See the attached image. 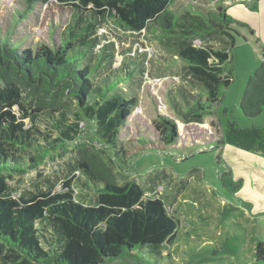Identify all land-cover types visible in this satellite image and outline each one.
I'll return each instance as SVG.
<instances>
[{"label":"trees","instance_id":"obj_1","mask_svg":"<svg viewBox=\"0 0 264 264\" xmlns=\"http://www.w3.org/2000/svg\"><path fill=\"white\" fill-rule=\"evenodd\" d=\"M24 1L31 8L38 1L50 0ZM55 1L79 11L92 10L95 17H76L56 45L19 48L0 36V264H105L107 258L123 251L144 248L161 255L175 240L179 218L169 213L161 198L145 196L136 181L117 183L104 161L79 162L95 192L94 205L85 204L71 190L39 191L13 198L8 177L23 173L29 168L27 163L39 164L73 141L78 122L83 120L95 124L116 161L125 163L126 149L118 143L117 133L135 99L115 92L113 81L120 80L121 73L136 72L138 67L123 64L112 67L97 81L93 78L105 63L110 68L114 57L106 43L97 53L92 51L99 44L97 17L103 21L115 17L134 32L153 25L162 35L180 39L176 53L186 63L193 78L191 85L198 92L184 98L182 105L171 102L172 110L185 124L201 123L212 114L220 87L231 81L222 64L230 59L228 50L241 33L224 15L220 16L221 24L209 17L190 15L185 19L187 26L179 28L183 23L169 8L173 0ZM211 34L228 38L229 43L214 48L191 42L196 35ZM238 106L248 118L264 109V58L248 76ZM223 113L228 114L226 108ZM26 118L47 121L43 124L55 135L39 133L32 125L24 127ZM153 122L158 135L146 142L158 146L176 143L175 119L158 114ZM213 142L217 149L230 144L264 156V125L240 127L230 117L221 137ZM11 147L28 149L32 154H27L26 162L11 152ZM80 184L88 188L83 181ZM254 256L255 263L264 262V241L256 242Z\"/></svg>","mask_w":264,"mask_h":264},{"label":"rangeland","instance_id":"obj_2","mask_svg":"<svg viewBox=\"0 0 264 264\" xmlns=\"http://www.w3.org/2000/svg\"><path fill=\"white\" fill-rule=\"evenodd\" d=\"M169 8L183 23L179 28L187 26L185 19L190 15L209 17L219 24L220 16L224 15L241 33L228 50L230 59L222 64L223 73L231 81L220 87L212 114L206 115L201 123L185 124L171 108L172 101L182 105L184 98L198 93L191 85L193 78L186 63L176 53L180 39L162 35L153 25L134 32L124 28L115 17L104 21L97 17L95 33L99 44L92 51L97 53L99 46L106 43L107 51H112L114 57L110 68L105 63L93 73V78L97 81L112 67L123 64L138 67L136 72L121 73V79L113 81L115 92L125 99H135L131 113L117 133L118 143L126 149V161L117 162L113 150L103 144L95 124L83 120L78 122L73 141L47 155L39 164L27 163L29 168L23 173L8 177L11 196L71 190L85 204L94 205L95 192L79 162L91 164L102 160L119 184L134 180L148 192L154 189L152 182L156 191L146 196L159 195L169 213L180 221L174 242L161 255L152 248L134 249L107 258L105 264H256L251 234L254 228L248 227L247 232L240 228L251 221L221 202V198L228 200L232 189L237 187L229 179L220 148H215L213 140L221 137L230 117L240 127L251 121L260 122L264 117V109L256 117L248 118L238 106L243 80L245 84L249 70L253 68V72L264 57V0H173ZM79 15L91 20L95 17L92 10H75L55 0L38 1L31 8L26 7L24 0H0V36L19 48L42 43L56 45ZM191 42L217 48L229 43V39L216 34L196 35ZM225 108L228 114L223 113ZM13 109L17 111L16 106ZM158 114L175 119L178 129L175 144L158 146L146 142L145 139L158 135L153 122ZM23 121L24 127L32 125L39 133L50 134L51 130L43 124L47 121L29 118ZM9 150L26 162L27 154H32L28 149Z\"/></svg>","mask_w":264,"mask_h":264},{"label":"crops","instance_id":"obj_3","mask_svg":"<svg viewBox=\"0 0 264 264\" xmlns=\"http://www.w3.org/2000/svg\"><path fill=\"white\" fill-rule=\"evenodd\" d=\"M252 69L253 68L249 70V74L247 75L252 73ZM243 85L244 80L241 87H243ZM263 118L264 117L260 119V122L251 121V123H245L243 127L263 126ZM219 152L226 164L229 179L234 183H239L237 188L232 189L230 198L228 200L221 198V202H223L229 210L239 212L242 218L251 221L245 224L240 223L242 225L240 228L243 229L244 232H247L250 226L254 228L251 234L254 243L253 247H255L257 241H264V156L256 152L240 149L230 144L222 145ZM150 185L152 189H154L148 192L145 191V196L148 193L151 194L156 191L152 182H150ZM148 197L161 198L159 195H148ZM175 199H177V196Z\"/></svg>","mask_w":264,"mask_h":264}]
</instances>
